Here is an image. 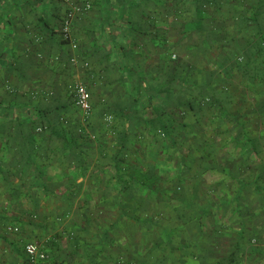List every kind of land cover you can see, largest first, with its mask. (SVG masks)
Listing matches in <instances>:
<instances>
[{
  "label": "crops",
  "instance_id": "crops-1",
  "mask_svg": "<svg viewBox=\"0 0 264 264\" xmlns=\"http://www.w3.org/2000/svg\"><path fill=\"white\" fill-rule=\"evenodd\" d=\"M74 1L90 2L72 20L76 50L59 35L64 0H20L10 12V38L0 42V264H26L24 245L32 241L46 251V264H216L220 258L264 264V190L229 183L151 189L134 185L132 173L125 184L124 171L106 163L115 152L100 155L94 149L116 148L117 131L135 126L129 81L145 83L140 88L148 95L160 85L173 87L171 71L159 66L172 48L177 0ZM197 9L195 18L201 19ZM80 77L90 92L93 115L83 130L93 133L91 138L75 132L78 117L66 112L68 123L55 116L64 114L68 98L63 83ZM193 93L195 100L209 98L198 106L202 120L190 110L195 121H210L212 115L217 123L213 106H225L224 94L218 97L221 92L208 81L197 83ZM168 94L179 103L175 112L188 109L181 94L176 97L174 89ZM107 111L114 114L111 136L104 129ZM141 124L137 129H148ZM79 209H84L81 221L71 223L84 233L76 241L53 238L61 229L52 221L55 215ZM252 239L258 252H249Z\"/></svg>",
  "mask_w": 264,
  "mask_h": 264
},
{
  "label": "rangeland",
  "instance_id": "rangeland-1",
  "mask_svg": "<svg viewBox=\"0 0 264 264\" xmlns=\"http://www.w3.org/2000/svg\"><path fill=\"white\" fill-rule=\"evenodd\" d=\"M199 4L204 12L202 21L195 18V8ZM175 8L176 15L173 14L171 26L172 48L165 51L168 60L159 69L163 71L167 67L171 71L172 89L176 97L181 94V100L192 92H186V89L191 90L197 83L202 87L208 81L217 93L221 92L218 97L224 94L222 99L227 112L221 114L215 108L214 117L219 120L216 123L217 118L212 115L208 117H211L210 121H201L203 113L198 115L197 108L196 115L201 120L195 121L196 116L189 113L193 109L183 103L187 110H182L183 113L171 112V117L177 119V122L174 121L177 126L169 137L156 135L149 127L140 130L139 138L124 151V173L134 175V185L142 187L145 183L143 187L151 189L166 185L178 188L184 184L229 183L264 190V74L263 77L255 75L257 68L263 72L264 59L262 61L263 57H260L258 62L252 60L248 65L247 58L246 67H240L245 65V51L250 56L253 47L260 42V30L264 28V0H177L173 3V10ZM202 43H215V46L213 49L212 44L203 48L200 46ZM7 70L3 68V71ZM71 80L83 81V78L68 81ZM68 81L63 83V91L68 96L62 104L64 107H61L64 114L55 116L59 121L63 118L68 123L72 121L64 117L66 112L76 120L78 117L80 124L75 132L91 138L93 133L83 130L90 120L82 121L68 92ZM11 88L7 84L6 89ZM105 114L111 115L108 111ZM111 122L104 120L108 136L114 133ZM38 127L39 131L44 128L41 125ZM94 149L100 155H111L116 150L111 144ZM110 162L106 161L107 164ZM229 175L233 177L228 179ZM83 212L84 209L68 210L61 212L62 215H55L52 221L61 229L53 238L76 241L84 231L82 227L73 226L71 221H81L79 217ZM58 217L60 220H57ZM248 249L251 253L252 249L258 252V241L249 240ZM80 256L83 261L82 253ZM227 260L231 259L220 258L216 264ZM235 261L241 263L242 259Z\"/></svg>",
  "mask_w": 264,
  "mask_h": 264
},
{
  "label": "trees",
  "instance_id": "trees-1",
  "mask_svg": "<svg viewBox=\"0 0 264 264\" xmlns=\"http://www.w3.org/2000/svg\"><path fill=\"white\" fill-rule=\"evenodd\" d=\"M20 3V0H0V42L6 41L10 38V12L14 8H16ZM90 3V2H89ZM197 17L202 18L203 16V10L199 6L197 7ZM60 35V34H59ZM61 39V37H60ZM62 40V39H61ZM63 41V40H62ZM260 42H257L258 45L253 47L251 50L250 56H248V52L245 51L244 53V60H245V65L243 64L242 68L246 67V64L248 62L247 58H249L248 65H250V62H253L252 60H257L261 57L262 61L264 59V28L260 30ZM65 42V41H64ZM124 53V52H123ZM10 55V54H9ZM124 56H128V52L126 51L124 53ZM251 56L252 59H251ZM247 60V61H246ZM261 60V59H260ZM126 70L125 68H123ZM131 68L128 67L127 70H130ZM257 74L255 75H260L263 77L264 74V64L262 65V73L261 71L255 69ZM131 72V70H130ZM129 90L130 93L128 95V104H129V109H132L134 111L132 117L133 119L136 120V118L141 119L142 121L134 120L132 122L133 129L130 127H122L119 129L118 132V137L121 138L120 143L116 146V151L112 157V163L111 167L113 168L114 171L120 172L124 171L125 167H123V154L126 148H128L129 143H130V134H132L133 140L138 139L140 135V129H137L139 126H143L141 122H145L147 126H149L150 130L155 133L156 135H162L164 137H169L172 132L176 131V126L174 124V121L177 122L176 117H171L173 116L171 112H175L177 109V104L175 101H170V96L169 94L167 96L164 95V93H170L173 91L172 87L166 86L162 87L161 85L155 89L154 95H148L146 93L147 90L141 89L140 86H144L145 83L143 82H132L129 81ZM197 90V85H193V88L186 89V92L188 91H195ZM196 93V92H195ZM195 93L192 94V92H188L184 100H181L182 103H187L188 106L194 110H197L198 106L202 104L203 102L206 103L209 98L208 97H200L198 100H195V98H198L195 96ZM201 95L200 93H198ZM211 102V100L209 101ZM92 105V104H91ZM201 106V105H200ZM211 107V105H208ZM126 107V106H125ZM215 108L217 106H214ZM195 108V109H194ZM192 113L194 114V112ZM218 112L223 114L225 113L223 105L220 103L218 104ZM93 112V110H92ZM138 112V113H137ZM174 114V113H173ZM3 115V114H2ZM6 113L3 115L6 117ZM92 115V114H91ZM112 120L114 119V114L111 113ZM61 122H65L63 118L60 119ZM138 121V122H137ZM111 122V121H110ZM178 124V123H177ZM39 128V127H38ZM142 132V131H141ZM73 138V136H71ZM124 173V172H123ZM128 174H123L122 180L124 181L125 184H127L128 181H130L133 177L127 176ZM136 180V179H135ZM143 186H145V183H142Z\"/></svg>",
  "mask_w": 264,
  "mask_h": 264
},
{
  "label": "built area",
  "instance_id": "built-area-1",
  "mask_svg": "<svg viewBox=\"0 0 264 264\" xmlns=\"http://www.w3.org/2000/svg\"><path fill=\"white\" fill-rule=\"evenodd\" d=\"M66 3L65 10L60 17L59 34L65 43L68 44L70 50H76L78 45L73 37L71 24L75 15L80 11L86 10L90 7L88 1H74V0H64ZM40 36L36 35L35 40H39ZM68 60L71 64L76 62V57L70 54ZM88 63L83 62V66H87ZM68 92L71 96L73 105L79 110L81 119L83 122H88L92 114V105L90 100V92L87 89L86 84L81 80H71L67 84ZM104 120L111 121L112 116L110 114L104 115ZM40 130V128H37ZM11 231H18L17 226H8ZM24 252L26 256V264H46L48 260V255L46 251L37 242H27L24 245ZM220 264H237L234 261H225Z\"/></svg>",
  "mask_w": 264,
  "mask_h": 264
}]
</instances>
